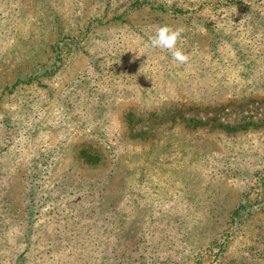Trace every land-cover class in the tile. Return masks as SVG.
<instances>
[{
	"label": "rangeland",
	"instance_id": "obj_1",
	"mask_svg": "<svg viewBox=\"0 0 264 264\" xmlns=\"http://www.w3.org/2000/svg\"><path fill=\"white\" fill-rule=\"evenodd\" d=\"M0 264H264V0H0Z\"/></svg>",
	"mask_w": 264,
	"mask_h": 264
},
{
	"label": "clouds",
	"instance_id": "obj_2",
	"mask_svg": "<svg viewBox=\"0 0 264 264\" xmlns=\"http://www.w3.org/2000/svg\"><path fill=\"white\" fill-rule=\"evenodd\" d=\"M182 33V28L173 29L168 25H160L156 28L154 35L146 42L145 47L168 50L174 61L180 65L186 64L189 61L188 54L176 46Z\"/></svg>",
	"mask_w": 264,
	"mask_h": 264
}]
</instances>
